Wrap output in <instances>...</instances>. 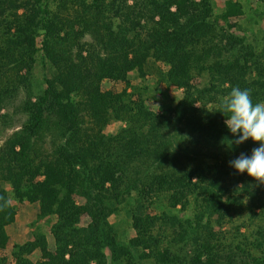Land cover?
<instances>
[{"label": "trees", "instance_id": "trees-1", "mask_svg": "<svg viewBox=\"0 0 264 264\" xmlns=\"http://www.w3.org/2000/svg\"><path fill=\"white\" fill-rule=\"evenodd\" d=\"M33 1V5L32 0L26 2L29 12L25 26L18 29L21 36L8 39L6 45L14 50L21 47L31 55L35 37L41 33V50L53 73L51 78L43 77L44 88L35 101L26 100L21 106L28 118L8 143L6 156L11 152L18 163L15 170L7 169L13 192L37 199L39 214L57 216L52 228L57 249L37 264H89L90 260L91 264H103L101 247L107 248L113 259L123 256L131 264H148L150 260V264H264V184L229 166L230 160L240 153L250 154L259 144L251 139L240 145L231 143L234 137L225 118L192 115V101L198 99L195 94L212 90L210 84L197 88L190 83L202 73L191 75L193 54L188 48L190 44L196 52H203L202 60L214 57L205 68L198 67L211 76L214 72L226 74L231 64L249 61L244 68L254 69L262 78L253 82L262 91L251 89L253 102H264V40L255 43L245 35L223 31L236 25L231 17L243 16L248 23H255L264 9L247 14L243 0H224L217 10L211 0H80L81 9L90 12L94 22L85 29L93 34L99 49L88 48L86 43V52L81 54L78 37L82 31L65 24L62 42L55 26L56 21L62 22L60 16L45 2ZM66 1L58 3L65 5ZM109 8L119 11L121 23L115 30L109 21H103ZM216 37L217 42L212 43ZM207 41L213 45L204 48ZM9 54L7 47H0V58L7 59ZM150 55L167 65L162 73L166 81L184 88L182 98L187 103L178 102L174 120L170 109L151 112L124 89L113 94L100 92L96 82L91 84L103 76L125 81V71L136 68L141 72ZM22 56L12 58L21 63ZM9 78L4 74L0 94L12 84ZM83 78L86 97L81 99L90 103L86 115L95 121L86 126H81L83 115L75 112L70 101L77 98L72 96L76 80ZM237 79L244 84L242 89L248 88L244 75ZM124 111L135 116L128 117L127 124L116 131L101 133L99 123L110 116L121 117ZM42 128L63 142L54 143L52 158L45 154L38 164H32L35 158H25L31 137ZM13 144L19 148L11 149ZM38 171L43 178L34 180ZM22 183L27 185L25 190H21ZM0 192V205L6 204L0 211L2 229L10 221L12 209L4 201L3 190ZM72 193L83 202L75 204ZM121 207L128 210L125 214L131 221L127 237H119L106 220L110 209ZM82 212L89 221L79 229L74 223Z\"/></svg>", "mask_w": 264, "mask_h": 264}, {"label": "rangeland", "instance_id": "rangeland-1", "mask_svg": "<svg viewBox=\"0 0 264 264\" xmlns=\"http://www.w3.org/2000/svg\"><path fill=\"white\" fill-rule=\"evenodd\" d=\"M31 1V0H28ZM27 0H0V47H7L9 50L8 60L5 57L0 58V87L2 86L1 80L5 75L9 78V81L12 84H9L8 90L0 94V157H5L9 147L8 143L12 140L13 137L21 129V124L27 121L28 114L23 111V103L28 100L30 102L35 101L36 97L40 94L41 90L44 88L43 77L52 76L53 67L47 60L44 58L43 52L41 50V33L35 37V50L27 55L28 53H23L24 49L21 47H15V50L6 45L8 39L19 38L22 33L19 32V27H23L25 17L28 15L29 9L26 7ZM45 2L47 8L54 9L53 12H57L60 16L62 22H55V26L59 29L58 35L61 37V41H64V25L72 26L73 30H81L82 34L78 37V42L81 46V54H85L86 45L90 44L88 48L93 47L98 49L97 45L94 43L93 37L86 27H91L94 25L90 15V12L83 11L80 7V0H74L75 2L68 3L66 1L65 5L58 3V0H37V2ZM131 0H125L129 3ZM224 0H211L214 10H217L223 5ZM244 1V11L245 13H252L254 10L263 11L264 9V0H243ZM15 5H11L12 3ZM34 1L32 0V5ZM108 16L103 21H108L111 23L113 30L116 29V24H119V11H114V9L109 8L106 11ZM124 18V15H121ZM75 18V20H74ZM124 20V19H123ZM103 21L99 20L98 25H101ZM230 21L236 23V25L227 28H224L223 31L228 33H234L237 35H245L246 40H250L255 43L263 42L264 38L262 34L264 33V15L257 20V22L248 23L243 16L231 17ZM88 25V26H87ZM32 27V26H31ZM40 32L42 31L41 29ZM101 31V29H100ZM215 30V32H217ZM104 34L103 29L101 31ZM93 35V34H92ZM105 36V35H104ZM60 39L55 40L56 46L59 44ZM213 42H217V37L213 39ZM88 43V44H86ZM210 42H205L204 48H208L212 44ZM86 44V45H85ZM213 45V44H212ZM188 48L191 49L193 57L191 59V75L194 72H200L202 74L195 77V80H191L190 83L195 87L199 88L201 86H206L210 84V91L205 93H196L198 99L192 101V115L199 116L200 118L205 119V113L210 116V118L223 119L225 118L222 113L219 111V104L221 100L230 92L231 88L234 86H239L242 88L240 79L237 77L244 75L245 84L248 85L249 89H258V92L262 94L259 88L261 86H255V79H262L255 70H247L244 66L250 63L249 61H240L236 64H231L226 70V74L223 72H214L213 75L207 74V70L199 69L198 67H204L213 61V56L202 60L203 52H196L190 44ZM201 49L200 47H197ZM75 50V47H72V51ZM99 50V49H98ZM5 51V50H4ZM20 53H19V52ZM74 53V52H73ZM22 54V62L18 63L12 57L19 56ZM93 54L95 52L93 51ZM101 55L102 53L99 52ZM131 53H128L130 56ZM239 57H243L240 53ZM31 58L28 68L26 64L28 59ZM198 61H196V59ZM6 61L5 67L2 62ZM11 60V61H10ZM251 64V63H250ZM87 66V65H86ZM167 65L153 56L147 58L144 62L142 69L139 72L136 68H130L125 72V81L120 78H112L103 76L93 83H97L99 91L109 90L113 94L120 92L121 89H124L126 92H129L131 99H140L144 108L149 109V111L160 114L161 110L166 108L170 109L171 120H174L173 117L177 112L178 102L187 103V99L182 98V93L184 88L178 85H175L169 81H166V78L162 76V73L165 72ZM198 68V69H196ZM243 73L241 75L237 73ZM83 73V72H82ZM197 78V79H196ZM236 78V81H235ZM90 79V78H89ZM87 80V82L89 81ZM264 80V76H263ZM77 86H74L75 92L72 96H77L75 100H71V106L75 109V112L79 115H83L80 120L81 126L89 125L90 122L93 124L95 121L86 113L90 107L88 101L82 100L85 99V84L86 80L83 78L82 81L76 80ZM252 81V82H251ZM205 82L204 84H200ZM58 88V85L55 84ZM264 87V86H263ZM73 88V89H74ZM1 90V89H0ZM193 92V91H192ZM195 92V91H194ZM72 94V92L70 93ZM192 94V93H191ZM71 96V95H70ZM107 101V99H106ZM196 109V110H194ZM121 117H108L104 119L105 122L101 124L100 130L101 133L114 132L119 127L125 126L127 124V118L130 116H135L134 113L128 115L127 111L120 112ZM125 119V120H124ZM181 122V121H180ZM175 124V122H170L169 125ZM97 125V124H96ZM82 132V131H79ZM48 130L42 128L39 133L31 137V148L27 151L26 160L29 158H35L32 164H38V159L43 158L47 154V159L52 158V153H54V143L63 142V138L58 140L50 137ZM80 141L85 146L87 145L83 138ZM55 143V144H56ZM13 150H17L19 147L17 144L11 146ZM13 154L8 153L6 158L0 160V190H3L5 196V202L12 209L10 221L3 225V228L0 229V260L4 257L1 264H12L17 262L19 264H27L25 261H29L31 264H37L43 260H46L50 253L54 254L55 248L57 249L58 244L54 241L52 235V228L57 222V216L55 214H39V202L37 199H33L26 194H15L13 192V187L8 181V176L10 174L7 171L8 168H14L15 170L18 164L14 161ZM19 161V160H17ZM14 172V171H12ZM12 174V173H11ZM43 178V173L38 171L33 179L41 180ZM105 185H108V182H105ZM26 184L22 183L21 190L26 189ZM71 199L75 204H80L83 202V198L75 193H72ZM1 197V192H0ZM113 210V211H112ZM110 209L107 213L106 220L111 223L115 229L116 234L119 237H127L130 235V225L131 222L129 217L125 212H128L125 207H121L118 211L114 208ZM3 216L0 217V220ZM89 217L84 213H79L77 221L74 223V226L79 229H84L87 226ZM3 233V236H2ZM101 252L103 254V264H131L127 258L123 256L116 257L110 254L109 250L105 247H101ZM66 254H64V258ZM89 264L93 263V260L88 261ZM151 262V260L149 261ZM148 262V264H150Z\"/></svg>", "mask_w": 264, "mask_h": 264}, {"label": "clouds", "instance_id": "clouds-1", "mask_svg": "<svg viewBox=\"0 0 264 264\" xmlns=\"http://www.w3.org/2000/svg\"><path fill=\"white\" fill-rule=\"evenodd\" d=\"M251 92L249 88L232 87L221 100L218 112L225 117V126L234 137L231 143L240 145L251 139L259 144L250 154L240 153L230 160L229 166L264 184V102L254 103ZM5 207L6 204L0 205V211Z\"/></svg>", "mask_w": 264, "mask_h": 264}]
</instances>
